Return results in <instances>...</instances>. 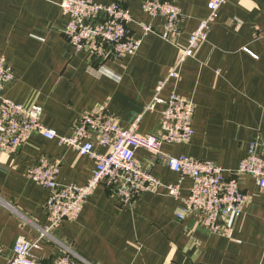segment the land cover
Listing matches in <instances>:
<instances>
[{"label":"crops","instance_id":"crops-1","mask_svg":"<svg viewBox=\"0 0 264 264\" xmlns=\"http://www.w3.org/2000/svg\"><path fill=\"white\" fill-rule=\"evenodd\" d=\"M145 1L123 0L133 21L129 30L139 38V24H144L153 33L142 38L134 56L99 63L74 53L64 38L69 19L60 8L62 0H0V56L13 73L2 96L16 104L39 105L42 124L61 137L72 135L81 115L101 109L123 129L140 117L139 134H158L163 105L147 107L175 64L177 48L185 47L207 17L210 0H173L181 13L179 31L167 41L158 36L164 19L145 15ZM93 2L108 5L112 0ZM172 92L192 101L194 135L187 144H163L161 155L208 161L229 177L252 141L264 149V0H228L220 7L206 40L158 96L167 100ZM94 150L105 152L97 145ZM40 159L59 163L58 184L76 186L91 178L95 162L39 134L15 153L0 152V197L46 226L48 191L25 176ZM135 159L162 184L178 182L161 157L137 150ZM237 182L247 202L237 219L223 221L216 235L198 214L176 219L189 195L188 178L180 184L178 199L162 190L140 195L129 207L100 186L78 219L62 223L54 233L89 264H264V191L250 177L238 176ZM19 238L33 243L37 234L0 207V264L6 263ZM39 246L33 254L53 264L59 255L56 247L44 240Z\"/></svg>","mask_w":264,"mask_h":264},{"label":"built area","instance_id":"built-area-1","mask_svg":"<svg viewBox=\"0 0 264 264\" xmlns=\"http://www.w3.org/2000/svg\"><path fill=\"white\" fill-rule=\"evenodd\" d=\"M228 0H210L207 4L208 15L199 23L189 36L185 47L177 48L175 64L164 82L155 88V97L147 110L155 105H163L160 114L159 132L156 135L138 133L140 117L128 129L116 123L113 115L105 109L92 111L80 116L70 137H61L42 124V108L37 104H16L2 96L4 87L13 80L11 66L0 56V152L15 153L32 136L39 134L47 140H57L80 155H87L95 162L91 178L83 186L60 185L56 179L59 163L40 159L29 168L25 176L36 185L48 191L45 203L47 225L41 226L11 203L0 197V207L14 215L30 227L36 234L33 243L19 238L14 244L11 255L5 264H45L33 254L39 250L44 240L56 247L59 255L53 264H89L67 242L55 235L61 224L75 221L81 214L87 199L98 188L109 191L121 206H133L140 195L158 193L164 190L168 196L178 199L180 184L191 180V187L183 207L176 215L182 221L186 215L198 214L201 224L211 234H219L224 220L239 217L247 202V197L239 188L238 176H247L255 181L259 190L264 191V149L258 141H252L248 154L234 171H225L208 161L190 156L179 158L163 156V144L179 145L190 142L194 135L192 128L193 103L178 97L172 92L167 100L159 98L169 80H177L182 65L192 58L199 44L204 42L215 21L217 11ZM60 8L68 16L63 36L74 53H85L92 61L104 63L108 60L134 56L140 49L142 38L153 33L150 26L139 24L142 35L133 38L129 25L133 22L123 0H112L108 5H98L93 0H62ZM142 11L151 18L164 19V31L158 35L168 40L169 35L178 33L181 13L173 0H146ZM94 145L105 149L103 154L94 150ZM161 157L167 167L179 177L175 185H164L153 177L135 159V152ZM4 255L0 245V257Z\"/></svg>","mask_w":264,"mask_h":264}]
</instances>
